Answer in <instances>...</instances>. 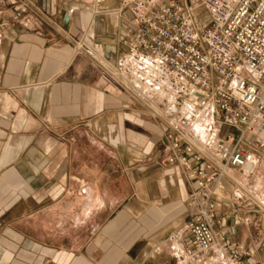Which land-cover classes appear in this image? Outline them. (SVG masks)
<instances>
[{"label": "crops", "instance_id": "0c3cea01", "mask_svg": "<svg viewBox=\"0 0 264 264\" xmlns=\"http://www.w3.org/2000/svg\"><path fill=\"white\" fill-rule=\"evenodd\" d=\"M27 1L34 12L0 0V264H175L167 238L192 215L191 186L167 160L165 124L109 75L135 18L120 0ZM263 173L257 151L214 187L221 227L253 264L264 212L231 203L237 181Z\"/></svg>", "mask_w": 264, "mask_h": 264}, {"label": "built area", "instance_id": "2783aa9c", "mask_svg": "<svg viewBox=\"0 0 264 264\" xmlns=\"http://www.w3.org/2000/svg\"><path fill=\"white\" fill-rule=\"evenodd\" d=\"M197 1L208 13L201 26L191 0H120L135 24L122 32L109 75L139 114L165 124L167 160L191 186L192 215L167 238L175 264H253L245 243L221 227L214 187L264 152V0ZM12 2L34 12L27 0ZM217 125L238 132L221 136ZM260 184V174L237 181L235 215L246 199L264 212Z\"/></svg>", "mask_w": 264, "mask_h": 264}, {"label": "rangeland", "instance_id": "374dc122", "mask_svg": "<svg viewBox=\"0 0 264 264\" xmlns=\"http://www.w3.org/2000/svg\"><path fill=\"white\" fill-rule=\"evenodd\" d=\"M191 1H192V4L193 5H197V6L199 5V2L197 0H191ZM196 15H197L198 20L200 22V26H201V23L202 22H205L206 23V21L208 20V13H207L206 9L203 6H200L199 5L197 7V9H196ZM260 175H264V173L263 174H260ZM258 190H259V188H258ZM259 194H260V192H259ZM261 194H264V190L262 191Z\"/></svg>", "mask_w": 264, "mask_h": 264}]
</instances>
